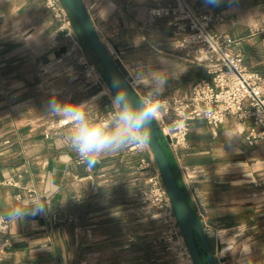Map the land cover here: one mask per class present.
I'll return each instance as SVG.
<instances>
[{
  "label": "crops",
  "instance_id": "crops-1",
  "mask_svg": "<svg viewBox=\"0 0 264 264\" xmlns=\"http://www.w3.org/2000/svg\"><path fill=\"white\" fill-rule=\"evenodd\" d=\"M187 1L196 11L213 14L214 31L237 42L232 49L242 53L248 68L264 74V0H221L218 6ZM84 3L124 74L143 77L141 91L147 90L155 69L171 77L161 98L190 90L196 82L190 72L197 65L188 63L177 48L169 19L149 23L151 5L145 0ZM62 47L68 52L57 57ZM75 59L45 0H0V213L10 220L12 241L3 262L151 264L164 250L154 243L160 226L140 197L147 175L141 160L150 159L148 148L130 152L128 146L89 168L77 163L67 144L70 121L46 112L54 93L74 104L95 98L98 115L109 110L110 97H93L97 90L87 87ZM199 69L200 80L205 72ZM251 127V120L240 122L233 116L218 129L204 121L193 123L191 131L212 134L197 143L189 134L184 163L204 169L198 182L186 184L173 160L194 211L198 214L196 202L202 204L222 237L227 264H237L241 257L245 262L240 264H264V140L250 146L246 136ZM231 160L235 166L227 163ZM32 190L50 210L9 218L12 209L30 200ZM51 213L61 221H51ZM229 239L233 243L225 242ZM247 239L260 240V256L243 257L252 255L249 246L247 252L234 253Z\"/></svg>",
  "mask_w": 264,
  "mask_h": 264
},
{
  "label": "built area",
  "instance_id": "built-area-1",
  "mask_svg": "<svg viewBox=\"0 0 264 264\" xmlns=\"http://www.w3.org/2000/svg\"><path fill=\"white\" fill-rule=\"evenodd\" d=\"M151 5L147 16L149 23L167 18L172 27V38L177 48L183 52L186 61L196 64L205 72V77L194 82L183 95H170L161 99V110L156 124L160 128L167 145V151L177 163L186 184L204 178V169L184 163V154L190 148L189 134L194 122L204 121L210 128L218 129L233 116L240 122L251 120L252 127L246 136L250 146L264 140V74L252 71L245 64L242 53L232 49L228 36L217 33L212 27L215 17L210 12L196 11L187 0H145ZM45 5L60 23V31L71 41L74 51L81 56L78 64L84 68L89 89H96L93 96L110 97L108 80L101 76L91 59L87 58L79 42L78 32L71 19V12L62 0H45ZM119 64V63H118ZM127 76V75H126ZM131 82V75L127 76ZM111 85V84H110ZM139 97L141 91L132 85ZM111 90V89H110ZM50 138V133L45 135ZM141 147L150 151V159L142 158L141 167L147 172L146 187L141 191L147 211L160 226V235L155 244L164 250V257H153L151 264H194L191 253L180 230L173 204L161 177L148 144L131 145L130 152ZM77 163L82 164L77 155ZM38 196L35 190L30 199ZM198 218L206 233L214 239V256L218 264H227L221 249L222 237L209 222L202 204L196 202ZM49 219L61 221L58 214L51 213ZM72 217L68 218L72 221ZM65 221V219H63ZM10 220L0 213V264L12 241L8 236ZM240 264V263H237Z\"/></svg>",
  "mask_w": 264,
  "mask_h": 264
},
{
  "label": "clouds",
  "instance_id": "clouds-1",
  "mask_svg": "<svg viewBox=\"0 0 264 264\" xmlns=\"http://www.w3.org/2000/svg\"><path fill=\"white\" fill-rule=\"evenodd\" d=\"M221 0H205L211 6H218ZM150 83L142 97L137 98L128 87L144 86L143 77L136 75L131 83L114 77L109 110L98 115V107L93 100L70 103L59 99L54 93L46 104V112L52 116L68 120L71 128L67 134L68 146L79 156L81 162L92 167L102 156L119 152L128 146H143L151 141L153 123L159 119L161 97L171 78L163 69L151 70ZM50 206L40 197L31 198L23 207L12 209L9 218L44 215Z\"/></svg>",
  "mask_w": 264,
  "mask_h": 264
},
{
  "label": "water",
  "instance_id": "water-1",
  "mask_svg": "<svg viewBox=\"0 0 264 264\" xmlns=\"http://www.w3.org/2000/svg\"><path fill=\"white\" fill-rule=\"evenodd\" d=\"M62 1L78 22V32L83 31L86 35L111 85L114 77L130 84V80L124 74L113 53L101 39L93 22L92 14L85 5L84 0ZM67 52L68 48L62 47L56 52V56L61 57L67 54ZM128 90L137 98H140L133 86L128 87ZM148 146L160 168L163 183L173 204L180 230L185 238L194 264H218L214 256V239L204 230L201 220L189 203L187 191L184 187L180 186L173 169L175 163L172 162L171 158L168 156L165 139L155 121L153 123V135ZM221 247L222 245L218 246L219 249H221Z\"/></svg>",
  "mask_w": 264,
  "mask_h": 264
},
{
  "label": "rangeland",
  "instance_id": "rangeland-1",
  "mask_svg": "<svg viewBox=\"0 0 264 264\" xmlns=\"http://www.w3.org/2000/svg\"><path fill=\"white\" fill-rule=\"evenodd\" d=\"M78 39H79V42H80V44L82 45V47L84 48V53H85V55L87 56V58H89V59H91L92 60V62L94 63V65L96 66V69L98 70V72L100 73V75L101 76H103L104 77V74H103V72H102V69L100 68V65H99V63H98V61H97V57H96V54L94 53V51H93V49L88 45V44H86L85 45V43H84V36L83 35H81V34H78ZM69 42L71 43V41L69 40ZM72 44V43H71ZM87 46V47H86ZM73 55H75V56H77L78 58L81 56V52L79 51V50H77V51H74V53H73ZM78 58L77 59H75V61L77 62V65H79L78 64ZM188 63H190L189 61H188ZM80 66V65H79ZM200 68V67H199ZM198 68V66L196 67V70H195V72H190V75L191 74H193V75H195V81H198L199 80V77H200V73H201V71H200V69ZM80 71H82V73H83V76H84V80H85V75H84V68L82 67V66H80ZM85 82H86V80H85ZM175 83L177 84L178 83V81H175ZM86 84H87V87H88V83L86 82ZM108 84L109 85H107V88L108 87H110V89L108 90L109 91V93H110V95H112L113 94V92H114V90H113V88H112V86L110 85V83L108 82ZM206 136V137H205ZM205 138H212V134L208 131V132H206V133H201V132H198V131H194V130H192L191 131V139L193 140V141H195L196 143L197 142H202ZM232 162V160L231 161H229V162H227V163H231ZM217 163H221L220 164V166L219 167H222L223 166V159H221L220 161H218ZM234 163L235 162H232L231 164H233L234 165ZM235 166V165H234ZM260 240L259 239H247V240H245L241 245H238V247L236 248V250L234 251V253L235 254H239L241 251H243L244 250V252H247L248 251V246H249V248H250V250H252V255H246V256H243V257H253V256H260V249H258V248H256V246H258V245H256L257 244V242H259ZM225 242H232L233 243V240L232 239H229V240H227V241H225ZM255 243V244H253L255 247H252V243ZM246 246H247V248H246ZM226 252V251H225ZM225 252H223V244H222V253H225ZM165 255V254H164ZM157 257H160V256H157ZM162 257H164V256H162ZM239 257H241V255L239 256ZM243 262H245V259H242V257H241V261L239 262V263H243Z\"/></svg>",
  "mask_w": 264,
  "mask_h": 264
},
{
  "label": "trees",
  "instance_id": "trees-1",
  "mask_svg": "<svg viewBox=\"0 0 264 264\" xmlns=\"http://www.w3.org/2000/svg\"><path fill=\"white\" fill-rule=\"evenodd\" d=\"M74 19H75V18H74ZM75 21H76V19H75ZM76 26L79 27V24H78L77 21H76ZM80 34L84 36V43H85V45L88 44V45L90 46V44H89V42H88V39H87L86 35L84 34V32L81 31ZM86 47H87V46H86ZM90 47H91V46H90ZM91 48H92V47H91ZM92 49H93V48H92ZM93 51H94V50H93ZM94 53H95V52H94ZM95 54H96V53H95ZM96 57H97V55H96ZM97 61H98L99 65H100V68L102 69V67H101V63H100L98 57H97ZM102 72H103L104 76L106 77V79H107V80L109 81V83H110V80H109L107 74L103 71V69H102ZM110 84H111V83H110ZM111 86H112V85H111ZM113 90H114V92H115V89H114V88H113ZM167 153H168V151H167ZM168 156L171 158V156H170L169 153H168ZM171 161L174 162L172 158H171ZM173 169H174L175 175H176V177H177V180H178L180 186L183 187V185H182V181H181V178H180V176H179V173H178V170H177L176 166H174ZM189 203H190V201H189ZM190 205H191V203H190ZM191 207H192V205H191ZM192 209H193V207H192ZM193 210H194V209H193ZM194 212H195V211H194ZM195 213H196V212H195Z\"/></svg>",
  "mask_w": 264,
  "mask_h": 264
},
{
  "label": "bare ground",
  "instance_id": "bare-ground-1",
  "mask_svg": "<svg viewBox=\"0 0 264 264\" xmlns=\"http://www.w3.org/2000/svg\"><path fill=\"white\" fill-rule=\"evenodd\" d=\"M221 251H222V247H221ZM223 254V253H222ZM223 256H224V254H223Z\"/></svg>",
  "mask_w": 264,
  "mask_h": 264
}]
</instances>
